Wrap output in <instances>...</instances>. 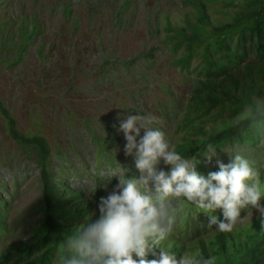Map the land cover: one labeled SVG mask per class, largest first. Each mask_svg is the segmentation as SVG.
<instances>
[{
  "label": "rangeland",
  "instance_id": "obj_1",
  "mask_svg": "<svg viewBox=\"0 0 264 264\" xmlns=\"http://www.w3.org/2000/svg\"><path fill=\"white\" fill-rule=\"evenodd\" d=\"M223 1L206 2L213 21H228L235 12L249 17L264 2ZM194 12L180 0H0V99L20 133L46 139L56 175L92 202L100 203V193L107 198L117 190L115 173L122 169L125 179L140 176L134 156L125 155L120 120L137 113L155 116L158 122L151 126L165 133L170 146L175 141L177 122L204 76L173 64V54L162 45L163 28L168 22L182 24ZM259 67L264 62L249 53L233 70L256 104L261 101L249 74ZM200 123L222 126L213 117ZM234 154L254 161L257 169L264 164L263 145L233 146L203 162L228 164ZM157 167L169 172L171 166L161 161ZM38 175L34 154L10 136L0 112V193L7 201L9 229L5 236L0 233V244L27 232L34 217H18L32 211L39 198ZM245 211L240 224L260 214ZM184 226L180 213L174 228Z\"/></svg>",
  "mask_w": 264,
  "mask_h": 264
},
{
  "label": "trees",
  "instance_id": "obj_2",
  "mask_svg": "<svg viewBox=\"0 0 264 264\" xmlns=\"http://www.w3.org/2000/svg\"><path fill=\"white\" fill-rule=\"evenodd\" d=\"M180 1L195 12L192 16L185 15L182 24L168 22L163 28L162 45L173 54V64L179 70L191 72L193 67V72L198 69L197 73L204 79H197L199 84L191 96L193 103L186 105L179 118L171 147L182 158H194L196 171L207 178L210 172L219 170L217 165L203 162L208 155V144L216 147L218 157L233 146H264V68L259 67L254 74H249L250 84L255 87L254 95L260 97L259 104L240 88L239 79L233 75V70L249 53L264 62V2L249 17H240L235 12L230 20L216 22L207 12L209 0ZM234 3V0L223 1L225 5ZM34 30L36 24L32 22L31 32ZM0 112L6 118L10 136L34 154L40 183V195L32 211L18 217L34 219L22 236L0 244V264H61L62 242L87 222L93 223L101 217L99 202H92L56 175L50 167L51 151L46 139L38 134L20 133L1 99ZM209 117L222 121V126L211 129L200 123ZM258 171L264 193V164ZM98 197L100 201L106 198L102 193ZM260 203L264 204V196ZM6 208L7 201L0 193V233L4 236L9 232ZM246 209L251 207L242 209L241 214H245ZM212 214L218 220L224 219L222 209ZM181 215L185 224L183 230L174 228L161 245L178 260L184 253L199 249L206 258L215 257L214 264H264V226L260 214L248 223L237 222L230 232H220L216 225L208 227L211 213H203L194 205L185 203ZM133 258L138 259L135 254Z\"/></svg>",
  "mask_w": 264,
  "mask_h": 264
},
{
  "label": "clouds",
  "instance_id": "obj_3",
  "mask_svg": "<svg viewBox=\"0 0 264 264\" xmlns=\"http://www.w3.org/2000/svg\"><path fill=\"white\" fill-rule=\"evenodd\" d=\"M156 122L155 116L140 113L120 120L125 155L134 156L140 176L125 179V169L115 173L119 175L117 190L101 198V217L66 237L61 264H214L215 257L206 258L199 249L184 253L178 260L161 246L172 235L185 203L211 213L208 227L216 225L220 232L232 231L241 219V210L249 206L260 213L264 226V205L260 203L264 193L254 161L234 154L228 164L218 160L219 170L205 178L196 171L194 158H182L165 133L151 126ZM215 149L207 145L205 157L209 161ZM161 161L171 166L169 172L158 170ZM217 209H222L223 220L212 214ZM149 255L155 258L148 259Z\"/></svg>",
  "mask_w": 264,
  "mask_h": 264
}]
</instances>
